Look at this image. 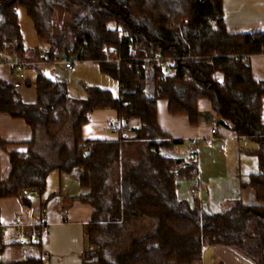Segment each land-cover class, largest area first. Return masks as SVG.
Instances as JSON below:
<instances>
[{"label": "trees", "instance_id": "trees-1", "mask_svg": "<svg viewBox=\"0 0 264 264\" xmlns=\"http://www.w3.org/2000/svg\"><path fill=\"white\" fill-rule=\"evenodd\" d=\"M19 8L52 55L98 63L120 95L93 87L86 99H73L67 83L39 74L32 103L12 71L0 74V115L25 121L33 132L26 152L9 154L0 199L30 206L24 190L44 196L52 173L79 171V200L94 210L84 264H199L204 249L217 246L264 264V81L255 80L248 64L264 53V33H232L223 0H0V52L9 46L23 61H39L41 53L24 44ZM104 46L120 51V65L104 61ZM158 55L176 60L177 69L173 76L157 69L156 96L148 99L141 62ZM202 99L210 101L218 125L257 145L251 156L259 173L243 187L255 191L258 206L236 202L210 215L179 199L178 181L191 168L178 172L184 160L165 152L183 142L160 127L158 101H168L170 115L196 128ZM108 109L120 120H140L131 140L84 139L92 114ZM36 231L41 246L44 227Z\"/></svg>", "mask_w": 264, "mask_h": 264}, {"label": "crops", "instance_id": "crops-1", "mask_svg": "<svg viewBox=\"0 0 264 264\" xmlns=\"http://www.w3.org/2000/svg\"><path fill=\"white\" fill-rule=\"evenodd\" d=\"M223 2L225 23L232 33H264V0ZM248 64L255 80L264 81V53L250 57ZM10 73L9 69L0 72L6 76ZM217 79L222 80L220 76ZM13 81L19 83L18 79ZM35 101L31 100L32 103ZM198 108L200 122L193 128L186 117L170 115L168 101H158L160 127L172 139L183 142L166 149V154L185 160L189 153L197 152L201 189L192 195L195 179L181 178L178 181L179 199L191 207L199 204L210 215L219 214L236 202L258 206L255 191L243 187L249 184L251 175L259 173L258 160L251 156L257 149L255 144L240 138L232 128L218 125V115L210 101L199 100ZM117 118L114 110L94 112L90 123L84 127V139H119L108 129L109 120ZM127 125L131 131L141 128L137 119L128 121ZM32 138V129L25 121L0 115V140L6 143L0 146L1 179H7L11 172L9 154L26 152ZM193 141H197L195 146ZM79 176V171L70 175L52 173L47 180L46 194L41 196L35 191L28 197L30 206L20 198L0 199V264H84L82 255L88 247L85 228L94 210L79 200L82 194ZM51 195L53 198L49 199ZM47 199L43 208L42 203ZM38 226L44 227V231H40L43 233L41 246L36 233ZM199 264L254 263L233 248L217 246L206 247Z\"/></svg>", "mask_w": 264, "mask_h": 264}, {"label": "built area", "instance_id": "built-area-1", "mask_svg": "<svg viewBox=\"0 0 264 264\" xmlns=\"http://www.w3.org/2000/svg\"><path fill=\"white\" fill-rule=\"evenodd\" d=\"M114 29L115 26L113 25ZM129 41L133 43V38H130ZM87 45V43H84ZM102 53L104 57V61L108 63H116L120 65L123 61V58L118 49L113 47L104 46L102 48ZM82 61L73 55L64 56L60 54L52 55L50 50L45 48V50L41 53V59L37 62L31 61H23L20 58V55L17 51H13L7 46L2 52H0V72L3 69L11 70L14 75L18 78L22 86L23 84L26 89L32 87L30 84L29 72L32 68L39 65H51V64H60L71 74L77 73V65ZM161 68L163 73L167 76H173L176 73L177 69V61L173 59H164L161 55H158L154 58H145L141 62V72L142 77L145 80V94L146 98L154 99L156 96V72L157 69ZM263 121H264V110H263ZM108 129L113 133H116L120 139L123 140H131L133 138V134L128 128L127 122L117 119H110L108 122ZM215 134L216 131H213ZM197 141H193V145L195 146ZM191 168L190 170V178L195 179L196 185L195 188L191 190V194H197L201 189L200 183V170L198 166V157L197 152L193 151L189 153L184 160V163L181 164L177 171L180 172L183 169ZM35 194L34 190H24L23 195L27 197H31ZM33 242V241H31Z\"/></svg>", "mask_w": 264, "mask_h": 264}, {"label": "rangeland", "instance_id": "rangeland-1", "mask_svg": "<svg viewBox=\"0 0 264 264\" xmlns=\"http://www.w3.org/2000/svg\"><path fill=\"white\" fill-rule=\"evenodd\" d=\"M18 20L22 28L23 41L25 46L31 50H39L42 53L45 45L40 42L37 37L34 26L23 8L18 9ZM114 24H112L113 26ZM121 30V29H119ZM35 53H31L30 57H34ZM37 62V61H31ZM77 73L71 74L60 64L39 65L29 72L31 88L26 89L24 84L20 87L22 93L27 100H36V80L39 74H43L53 80L63 81L67 83L70 97L77 100L86 99L88 90L93 87H99L111 91L115 97L120 94V87L116 80L103 74L99 64L91 61H84L77 65ZM11 80L18 79L16 75L10 76ZM19 81V80H18ZM20 82V81H19ZM21 84V83H20ZM68 132L65 133V136ZM256 148L257 145L255 144ZM18 251V250H16Z\"/></svg>", "mask_w": 264, "mask_h": 264}]
</instances>
